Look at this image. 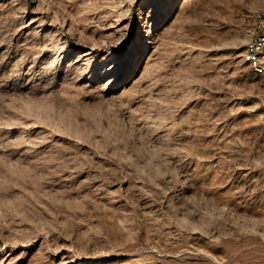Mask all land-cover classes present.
Returning <instances> with one entry per match:
<instances>
[{"label": "rangeland", "instance_id": "obj_1", "mask_svg": "<svg viewBox=\"0 0 264 264\" xmlns=\"http://www.w3.org/2000/svg\"><path fill=\"white\" fill-rule=\"evenodd\" d=\"M264 0H0V264H264Z\"/></svg>", "mask_w": 264, "mask_h": 264}, {"label": "bare ground", "instance_id": "obj_2", "mask_svg": "<svg viewBox=\"0 0 264 264\" xmlns=\"http://www.w3.org/2000/svg\"><path fill=\"white\" fill-rule=\"evenodd\" d=\"M259 31H260V23L256 25V28L250 35L248 41L246 42L244 51L242 53V58L254 69V71L257 74L261 75L264 79V69L258 66V60L253 59L252 49H251L252 45H254L257 41V38L259 36Z\"/></svg>", "mask_w": 264, "mask_h": 264}, {"label": "built area", "instance_id": "obj_3", "mask_svg": "<svg viewBox=\"0 0 264 264\" xmlns=\"http://www.w3.org/2000/svg\"><path fill=\"white\" fill-rule=\"evenodd\" d=\"M251 49L253 59L258 60V66L264 69V19L260 21L259 36Z\"/></svg>", "mask_w": 264, "mask_h": 264}]
</instances>
